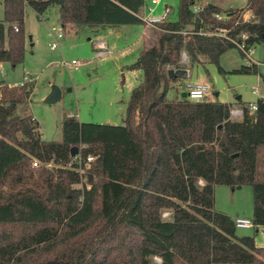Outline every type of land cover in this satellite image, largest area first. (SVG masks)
Returning a JSON list of instances; mask_svg holds the SVG:
<instances>
[{
  "label": "trees",
  "instance_id": "trees-1",
  "mask_svg": "<svg viewBox=\"0 0 264 264\" xmlns=\"http://www.w3.org/2000/svg\"><path fill=\"white\" fill-rule=\"evenodd\" d=\"M196 1L179 0L178 17L144 39L130 65L142 80L130 92L121 125L66 115L61 138L45 140L32 116L16 110L34 83H0V264H154L153 256L158 264H264V247L252 235L238 236L234 220L214 209L217 185H248L251 220L264 227V98L254 111L240 101L238 119L227 102L167 98L177 78L168 71L182 68L183 52L191 64L208 61L222 71L220 55L236 48L223 37L198 34L200 27L225 26L233 37L246 32L252 45H264V0L225 11L206 3L194 15ZM144 4L2 0L0 64L14 67L24 58L26 6L39 17L57 6L63 30H95L143 24ZM246 10L254 14L249 21L242 20ZM214 13L227 18L216 20ZM233 72L257 73L258 65ZM74 146L76 155L94 156L82 172Z\"/></svg>",
  "mask_w": 264,
  "mask_h": 264
},
{
  "label": "rangeland",
  "instance_id": "rangeland-1",
  "mask_svg": "<svg viewBox=\"0 0 264 264\" xmlns=\"http://www.w3.org/2000/svg\"><path fill=\"white\" fill-rule=\"evenodd\" d=\"M200 1L203 5L213 3L223 11L242 7L246 2ZM164 4L170 7L168 20H175L178 17L179 0H160L154 7L153 14L161 13ZM144 5L152 6L150 0H145ZM142 12L146 14L144 9ZM3 17V5L0 0V20ZM52 26H59L57 6H50L40 17L32 8L26 6L24 58L14 67L9 62L0 64V83L16 84L29 77L33 78V91L26 102L17 106V113L33 116L45 140L61 138V121L70 113L85 123L123 124L130 92L142 80L141 70L131 69L130 65L137 60L143 47L144 40L140 37L143 24L108 27L113 29L98 37L92 35L97 32L95 30L83 26H67L59 46L54 49L50 47ZM146 27L148 36L145 38L153 39L156 36V27ZM100 40L104 47L99 45ZM73 59L80 62L77 69L59 65L63 60ZM253 59L259 62L257 73H236L233 72L234 69L247 64L237 48H230L220 55L219 66L222 71L215 63L208 61L191 64L188 55L181 54L180 66L188 69L189 76L180 78L176 87H170L167 98L180 97L181 91L178 90H184L186 82H203L210 87L207 99L227 102L232 106H238L236 100L239 96L241 102H255L264 97L263 44L254 46ZM54 86L60 89L61 97L56 101L47 102L46 98ZM215 92L218 93L217 96ZM214 209L232 219L237 215L251 219L252 188L245 185L231 189L226 185H217L214 189ZM236 234L255 235L256 242L264 246V228H236ZM152 262L158 264L160 258L153 256Z\"/></svg>",
  "mask_w": 264,
  "mask_h": 264
},
{
  "label": "built area",
  "instance_id": "built-area-1",
  "mask_svg": "<svg viewBox=\"0 0 264 264\" xmlns=\"http://www.w3.org/2000/svg\"><path fill=\"white\" fill-rule=\"evenodd\" d=\"M152 6L148 7L147 5H144L142 7L145 10L146 14L143 12L139 13V17L141 18L142 22L146 26H153L157 27V25L163 21L168 20V15L170 13V7L168 5H164L162 7L161 13L153 14L154 13V7L159 4L160 0H150ZM203 7V4L200 0H197L193 5L191 6L192 13L194 15L199 14ZM213 17L216 20H223L226 19L227 16L222 13H214ZM254 17V14L251 10H246L242 15L243 21H249ZM15 30L17 31L18 28L15 27ZM63 28L59 24L58 27L52 26L51 27V36H52V42L50 44V47L52 49L57 48L59 46L60 39L63 38ZM231 29L225 26H204L200 27L197 31L198 34L201 35H207V36H216V37H223L229 41H231L237 49L242 53L243 58L245 59V62L249 64H256L258 65L259 62L255 61L253 59V53H254V45H252L249 42V35L246 32L241 33L240 35L233 37L230 35ZM183 34L187 33L185 31L182 32ZM99 45L101 47H104V43L100 40L98 41ZM101 52V51H99ZM183 56L186 55L185 52L182 53ZM61 67L65 68H73L77 69L80 66V62L77 60H71V61H61L59 63ZM172 70V74H175L177 69L172 68L169 69ZM185 76H188V72H185ZM32 77H29L27 81L32 82ZM23 83V82H22ZM20 83V84H22ZM210 92V87L208 84L203 82H197V83H187L185 87V93L186 98L195 101V100H202L207 98L208 93ZM1 95V94H0ZM249 109L250 111H254L256 109L255 103H249ZM231 117L234 119H238L242 116V109L241 108H231L230 110ZM34 120V118H32ZM94 159V156L87 155L85 158H83L81 155H74V160L79 165V171L82 172L81 165L83 164L85 167H88L89 163ZM33 165L36 166L37 162H33ZM49 165V164H48ZM163 216H165V212L163 213ZM234 224L236 228H243V229H250L253 228V222L251 219L247 217H236L234 219Z\"/></svg>",
  "mask_w": 264,
  "mask_h": 264
},
{
  "label": "crops",
  "instance_id": "crops-1",
  "mask_svg": "<svg viewBox=\"0 0 264 264\" xmlns=\"http://www.w3.org/2000/svg\"><path fill=\"white\" fill-rule=\"evenodd\" d=\"M164 5H167V4H164ZM163 5V6H164ZM162 6V7H163ZM141 10H142V8H141ZM140 10V12H142ZM144 13V12H143ZM143 29H142V31H141V33H142V35H140V37L144 40L145 39V36L147 35V27H146V25H144L143 24ZM69 28H73V26H70ZM114 28H116V27H114ZM113 28H106V29H95V31H97V32H95V34H92L94 37H98V36H101L102 35V33H104V32H108V31H110V30H112ZM63 33H64V31H63ZM148 36V35H147ZM183 69V68H182ZM184 70H186L188 73H189V71H188V69H184ZM188 76H189V74H188ZM188 76H186V77H188ZM180 78H183V77H177L176 78V80L174 81V82H172L171 83V87H176V85H178V82H179V79ZM25 81V80H24ZM23 81V82H24ZM20 83H22V82H20ZM20 83H16V84H20ZM186 83H189V82H186ZM186 83L184 84V90L183 89H181V90H178V92H180L181 91V96H182V93L183 92H185V85H186ZM8 84V83H7ZM15 83H13V84H8V85H14ZM255 89V91H258L257 90V88H254ZM178 97V98H182V97ZM261 98H264V97H261ZM237 102V104H238V106H232L233 108H240V104H239V102H240V96L238 97V99L236 100ZM248 103H255V102H248ZM232 105V104H231ZM21 115V114H20ZM69 115H73V114H69ZM32 118H34L33 116H32ZM34 120L37 122V120L34 118ZM43 137V136H42ZM202 183V182H201ZM170 216V211L169 210H165V217H169ZM236 217H245V216H241V215H237ZM235 217V218H236ZM234 218V219H235ZM233 219V220H234ZM260 228H264L263 226H259ZM254 228V227H253ZM243 229V228H242ZM252 236H254V242H255V245L256 246H261V247H264V246H262L261 244H258L257 242H256V236L255 235H252Z\"/></svg>",
  "mask_w": 264,
  "mask_h": 264
},
{
  "label": "water",
  "instance_id": "water-1",
  "mask_svg": "<svg viewBox=\"0 0 264 264\" xmlns=\"http://www.w3.org/2000/svg\"><path fill=\"white\" fill-rule=\"evenodd\" d=\"M172 72H173L172 70H169L168 71V74L170 76H172V77H186L185 76L186 70H184L182 68L177 69V71H176L175 74H172ZM215 95L217 96L218 93L215 92ZM60 97H61V91H60V89L58 87L54 86L52 88L51 92L49 93V95L47 96L46 101L47 102L56 101V100L60 99ZM181 97L182 98H186V93L183 92ZM77 151H78V148L76 146L72 147L71 148V155L72 156L76 155Z\"/></svg>",
  "mask_w": 264,
  "mask_h": 264
}]
</instances>
